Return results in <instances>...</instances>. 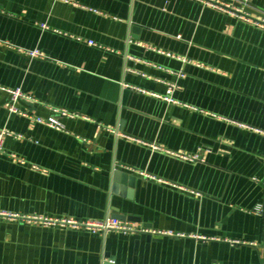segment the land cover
Returning <instances> with one entry per match:
<instances>
[{"label":"crops","instance_id":"1","mask_svg":"<svg viewBox=\"0 0 264 264\" xmlns=\"http://www.w3.org/2000/svg\"><path fill=\"white\" fill-rule=\"evenodd\" d=\"M0 40V264H264L263 28L207 0H0ZM111 216L143 231L70 223Z\"/></svg>","mask_w":264,"mask_h":264},{"label":"built area","instance_id":"2","mask_svg":"<svg viewBox=\"0 0 264 264\" xmlns=\"http://www.w3.org/2000/svg\"><path fill=\"white\" fill-rule=\"evenodd\" d=\"M207 2L213 6L220 8L223 11L229 12L231 14H237L240 16L241 19H243L247 22L255 23L257 26L264 29V15L262 18H254L253 17V15L251 13V8L249 7L250 0H238L237 2H238L239 7H235L233 5L234 1H232V0L230 1V2H232V4L229 2L221 1V0H207ZM0 43H4L7 46H14L13 43H11L10 41H7V40H4V41L0 40ZM16 48L19 51L26 53L27 55H29L31 57H36V56L42 55V53L38 49L29 50V49H24L22 47H16ZM171 90H173V87H171ZM8 91L11 93L12 100H13V104L9 108L10 112L28 115V113L21 111L18 108L17 102L19 100L33 102V101H35V99L32 96H30L29 94H27L25 91H23L22 88L8 89ZM54 111H55L54 115H51L50 117H48L46 119L38 116V117H36V120L38 122L49 125L51 127L61 129L63 127V125L58 120L57 115L61 114V113L64 115H70V114L64 110L61 111L60 109H54ZM8 135H10V133L5 129L0 133V152H2V150H3L4 138ZM0 216L14 217L16 215H10L9 213H6L4 211H0ZM70 223L76 227L82 226V227L101 231L104 234H107L108 232L114 231V230L122 231L125 233H134V232H138V231H143L137 225H135L131 222H128L126 220H122V219H119L117 217H113V216L108 217L103 221H86L84 223H81L78 221H70ZM153 234L158 235L157 233H153Z\"/></svg>","mask_w":264,"mask_h":264},{"label":"water","instance_id":"3","mask_svg":"<svg viewBox=\"0 0 264 264\" xmlns=\"http://www.w3.org/2000/svg\"><path fill=\"white\" fill-rule=\"evenodd\" d=\"M117 175V174H116ZM118 218V217H117Z\"/></svg>","mask_w":264,"mask_h":264}]
</instances>
